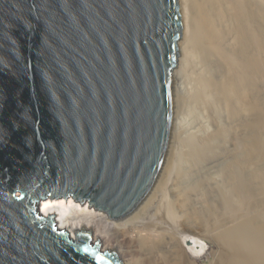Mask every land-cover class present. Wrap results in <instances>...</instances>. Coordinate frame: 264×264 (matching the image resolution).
Instances as JSON below:
<instances>
[{
	"label": "water",
	"instance_id": "obj_1",
	"mask_svg": "<svg viewBox=\"0 0 264 264\" xmlns=\"http://www.w3.org/2000/svg\"><path fill=\"white\" fill-rule=\"evenodd\" d=\"M184 0H0V264H122L58 201L145 219L176 173Z\"/></svg>",
	"mask_w": 264,
	"mask_h": 264
},
{
	"label": "bare ground",
	"instance_id": "obj_2",
	"mask_svg": "<svg viewBox=\"0 0 264 264\" xmlns=\"http://www.w3.org/2000/svg\"><path fill=\"white\" fill-rule=\"evenodd\" d=\"M184 2L194 38L186 100L210 124L182 137L161 204L129 223L85 203L58 201L42 214L72 235L90 230L122 264H264V0ZM212 159L217 169L201 173ZM201 240L212 244L204 262L192 256Z\"/></svg>",
	"mask_w": 264,
	"mask_h": 264
},
{
	"label": "rangeland",
	"instance_id": "obj_3",
	"mask_svg": "<svg viewBox=\"0 0 264 264\" xmlns=\"http://www.w3.org/2000/svg\"><path fill=\"white\" fill-rule=\"evenodd\" d=\"M189 83V84H188ZM186 84V87L188 88L189 86L187 85H190V82H188ZM190 90V89H188ZM194 106L193 105H188L187 104V112H186V122H185V129H184V133H183V136L185 138L189 137L195 130L196 127H198L200 124H204L203 126H208L210 124L209 121V117L207 115H204L201 116L197 110H195L193 108ZM192 108V109H191ZM196 108V107H195ZM194 109V110H193ZM198 116V117H197ZM193 124V125H192ZM208 124V125H207ZM189 135V136H188ZM183 137V138H184ZM184 138V139H185ZM213 161V162H212ZM216 162V163H215ZM215 161L214 159H212L209 162L207 163H204L202 164L203 166L205 167H201L202 168V171H200L201 173L203 171H211L213 172L215 169H217V166L219 164V161ZM212 163V164H211ZM217 164V165H216ZM207 169V170H206ZM219 169V167H218ZM193 179L191 178L190 181H192ZM203 243V246L205 247L202 251H200L197 255H192L194 258H196L199 262H204V261H207L208 260V257L211 255V251H212V244L209 242V241H204V240H201L200 242H197V246H201V244ZM187 246V247H186ZM185 247L190 249L192 247V239L190 236L187 237V241L185 242ZM199 248V247H198ZM196 256V257H195Z\"/></svg>",
	"mask_w": 264,
	"mask_h": 264
}]
</instances>
